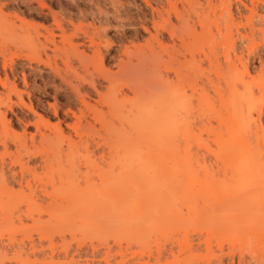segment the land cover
Instances as JSON below:
<instances>
[{
  "label": "bare ground",
  "instance_id": "obj_1",
  "mask_svg": "<svg viewBox=\"0 0 264 264\" xmlns=\"http://www.w3.org/2000/svg\"><path fill=\"white\" fill-rule=\"evenodd\" d=\"M53 1L61 3L28 0L26 13L5 11L7 2L0 1V264H210L212 241L251 250L264 264V152L249 138L255 84L243 53L230 54L238 23L226 0H218L219 18L214 0H140L143 46L107 37L112 21L119 29L127 21L118 0H105L111 13L104 5L86 10L69 3L54 11ZM212 69L223 84L205 76ZM47 87L53 102L44 109L37 93L48 96ZM61 93L65 104L57 100ZM205 112L218 115L228 130L227 138L220 129L215 133L217 149L211 150L223 164L221 177L193 158L199 147L210 148L199 127ZM200 195L216 199L220 210L207 209L205 199L198 205ZM181 201L185 215L177 208ZM178 229L184 234L177 254L193 248L188 230L204 239L195 252L160 262L159 239ZM77 232L79 246H89L69 254ZM155 232L160 236L152 237ZM64 233L72 239L60 238L58 250L56 242L44 245ZM130 245L136 251L127 257Z\"/></svg>",
  "mask_w": 264,
  "mask_h": 264
},
{
  "label": "rangeland",
  "instance_id": "obj_2",
  "mask_svg": "<svg viewBox=\"0 0 264 264\" xmlns=\"http://www.w3.org/2000/svg\"><path fill=\"white\" fill-rule=\"evenodd\" d=\"M2 3H5V2H7L6 4V9H5V11L7 10V11H10V12H24V13H26L27 11V9H28V6L26 5V2L28 1V0H0ZM115 1V0H114ZM117 1V0H116ZM121 4H122V7H121V13H123V17H125L124 15H126V17L124 18V20L126 21V24H123L124 26L122 27V28H117L118 26H117V23H115V21H112L111 23H110V25L109 26H106V27H108L107 28V37L108 38H110V39H112L113 40V42H114V44H117V45H120V44H126V43H129L130 41L133 43V44H135V45H137V46H143V39L146 37V35L144 34V33H142L138 28H137V25H138V22L139 21H141V19H143L142 18V15H141V13H138V11L140 10V9H143L144 8V4L143 3H141V1L140 0H118ZM202 1V0H201ZM47 3H49V1H46ZM241 2V4H239ZM67 3H69V4H72V5H75V6H77V7H79V8H83V9H86V10H95V7L96 6H100V7H103V5L104 6H106V9L111 13L112 12V10L110 9V7L109 6H107V2L104 0H61V3L60 4H58L56 1H53L52 3H51V6H52V8H53V10L55 11V10H57V7L59 6V5H61L62 7L64 6L65 8H67V6H65ZM204 3V2H203ZM226 4H230L229 6L227 5V8L228 9H230L229 10V13L231 14V16H232V18L234 19V23H235V25L238 23L239 24V27L237 28V26H238V24H237V26H236V30H237V32L235 31V26L233 27V29H232V36H234V38L232 39L233 41H234V46H235V49H234V51H230V54L232 55V53H233V56L234 55H238V54H240L241 52L243 53V58H244V62H246V64H247V71H248V73H249V81H250V83L251 84H255V85H251V91H253L254 93L253 94H255V100H256V102H257V105L258 106H256L255 107V111H256V109H257V111L256 112H254L253 111V122H252V124L251 125H249V129H250V133H249V130H248V133H249V135L251 136V137H249L250 138V140H251V144L253 143L254 144V146L253 147H255V145H259L260 147V149L262 148V150H260L261 152L260 153H262V152H264V144H263V146H262V141H263V143H264V138L261 136L262 135V133L264 132V82H260V81H264V24L262 23L263 21H264V0H226ZM244 4V5H243ZM218 5V6H217ZM220 3H219V1L218 0H214V6H216V8H217V10L215 9V15L217 16V18H219L220 16H219V14H221V9H220ZM252 5V6H251ZM241 6H243V7H241ZM245 6V7H244ZM55 7V8H54ZM109 7V8H108ZM220 9V10H219ZM247 9H249V10H251L252 12L250 13V11L249 10H247ZM111 10V11H110ZM73 11H74V9H73ZM76 11V10H75ZM127 12L128 11V13H125V12ZM226 13H224V12H222L223 13V16H224V18L222 17V19H224L225 21L226 20H228L229 19V15L228 16H226L227 15V11H225ZM28 14V13H27ZM132 14V15H131ZM210 14H212V10H211V13ZM122 15V14H121ZM213 15V14H212ZM211 15V16H212ZM252 16V17H251ZM257 16V17H256ZM122 17V18H123ZM133 17V18H132ZM251 17V18H250ZM262 17V18H261ZM131 18V19H130ZM247 18V19H246ZM28 21H29V23H30V20L29 19H27ZM224 20H222V22H221V20H219V24H221V23H223V24H225V22H223ZM249 20H251L252 21V24H251V22L250 23H248L249 22ZM258 20H260V22L258 21ZM246 21H247V23L248 24H246ZM31 23H32V21H31ZM33 23L34 24H36V25H41V23L42 22H40V21H33ZM260 23V24H259ZM222 24V25H223ZM241 24H243V25H241ZM250 24V25H249ZM116 25V26H115ZM148 25V24H147ZM222 25H221V27H222ZM243 26V27H241V26ZM112 26L114 27V28H112ZM223 26H225V25H223ZM246 28H245V27ZM251 26H252V28H251ZM117 28V29H116ZM223 28V27H222ZM260 28V29H259ZM252 29V30H251ZM254 29V30H253ZM118 30V31H117ZM223 30V29H222ZM239 31V32H238ZM260 31H262V32H260ZM224 32V31H223ZM249 32V33H248ZM240 33V34H239ZM241 34H243V36H247V38H244L245 39V41H244V39L243 38H241ZM244 34H246V35H244ZM251 34V35H250ZM238 35H240V36H238ZM236 37V38H235ZM237 37H239V39L241 38V39H243V40H241V42H240V40L237 38ZM250 37V38H249ZM235 39H238V40H235ZM247 39V40H246ZM120 40V41H119ZM220 41V42H219ZM244 41V42H243ZM253 41V42H252ZM218 43H221V40L219 39L218 40ZM254 43V44H253ZM256 43V44H255ZM262 43V44H261ZM246 44V45H245ZM254 46H253V45ZM247 47H249V52H248V50L246 51V50H244V48L246 49ZM252 47H254V48H252ZM250 48H252V50L250 49ZM225 49V47L224 48H221V50L219 51V58H220V62L221 63H223L224 62V56L222 55V52H224L225 53V51H223ZM227 49V48H226ZM255 49V50H254ZM114 51H111V53H110V57H108L109 59L112 57V56H114L115 55V51H116V48H114L113 49ZM241 50H244V51H241ZM240 51V52H239ZM221 53V54H220ZM235 53V54H234ZM245 55V56H244ZM223 56V57H222ZM233 56H232V58H233ZM239 56V55H238ZM110 62H112V61H110ZM224 64V63H223ZM205 68H207V66H204ZM225 67H222V70L224 69ZM222 70H221V73H223L225 70H223V72H222ZM208 72V71H207ZM206 72V73H207ZM209 73V72H208ZM259 74H261V76L259 75ZM208 75V78H214L215 77V79H211V81L214 83L215 82V80H216V83H219V82H221L222 81V79H220L219 78V80H218V78H217V76H216V74L214 73V71H213V69L212 70H210V73L209 74H206L205 76H207ZM210 76V77H209ZM205 78V79H204ZM202 80H203V84L204 83H206L205 85L207 86V87H205V88H207V89H209V90H207V89H205V90H207V94L212 98V101L214 100V102H215V110H217V111H219L220 110V108H221V106H220V102H218L219 100L217 99V97H215V93L213 92V89H212V87L210 86V84H209V82H207L208 80H206V77H204ZM253 78V79H252ZM259 78V79H258ZM206 80V81H205ZM258 80V81H257ZM205 81V82H204ZM207 83H208V85H207ZM222 84H223V82H221ZM220 83V86L221 87H224L222 84ZM257 83V84H256ZM30 84V83H29ZM36 84H38V85H41V82L40 81H37L36 82ZM215 84V83H214ZM259 84V85H258ZM263 84V85H262ZM260 85H262V87L260 86ZM31 88H32V85H29V90H31ZM32 91V90H31ZM47 93H48V96H45V95H43L42 93H37V96H40L41 97V102L38 104L39 106H41V107H43L44 109H46V102H53V100H52V93H53V90H52V88H50V87H47ZM215 97V98H214ZM66 98V96H65V94L63 93H61L59 96H58V98H57V100L59 101V102H61L62 104H65V103H67V98ZM42 103V104H41ZM36 104V103H35ZM217 104V105H216ZM219 107V108H218ZM217 108V109H216ZM219 109V110H218ZM38 112L39 113H41V111L40 110H38ZM50 113V112H49ZM48 113V114H49ZM220 113L222 114V116H223V118L225 119L226 118V114H224L225 112H224V110L222 109L221 111H220ZM209 114V115H208ZM208 114L205 112L200 118H199V122H200V124L201 125H199V127L201 126V128L200 129H202V133H201V138H204V139H202V141L205 143V144H207V146H209L210 148L209 149H205V148H202V147H199L198 148V150H197V147H195L194 145L195 144H193V147H195V149H192V153H193V150H194V152H195V150H197L195 153H193V158H195V160L197 159L198 161H199V163L200 164H202L203 166H204V168H205V170H209V172L211 173V171H213L212 173H214V175L215 176H219V177H221V175H222V169H223V167H222V163H221V161L219 160V158L218 157H216L213 153H211V150H216L217 149V145H216V142H214V141H216L217 139H218V137L217 136H215V133L216 132H222V134L223 135H225L224 136V138H227V129L225 128L226 126H224L223 125V123L222 122H220V118L219 119H217L219 116L218 115H216L217 116V118H216V116L215 115H213V113H210V112H208ZM215 114V113H214ZM50 115V114H49ZM196 115V114H195ZM195 115H193V116H195ZM260 119V120H259ZM197 118L194 120V125H193V129L194 128H197V130H199V127H197L196 125L197 124H199L197 121ZM218 120V121H217ZM195 122H197V124L195 125ZM196 126V127H195ZM220 126V127H219ZM224 126V127H223ZM203 127L204 128H207L206 129V132H205V130L203 131ZM213 127V128H212ZM260 129H259V128ZM258 128V129H257ZM208 129H210V130H212L211 132H209V130ZM219 129H220V131H219ZM256 129H257V131H256ZM263 129V130H262ZM196 130V131H197ZM208 130V131H207ZM215 130V131H214ZM226 130V131H225ZM262 130V131H261ZM258 132V133H256L255 134V132ZM260 131V132H259ZM220 132V133H221ZM223 132H225V134L223 133ZM217 134V133H216ZM264 134V133H263ZM255 135V136H254ZM203 136V137H202ZM213 137V139H211V138ZM214 137H216L217 139H214ZM223 137V136H222ZM258 137V138H257ZM208 138V139H207ZM260 141H258V140ZM208 140V141H207ZM214 140V141H213ZM262 140V141H261ZM258 141V142H257ZM214 142V143H213ZM213 143V144H212ZM214 144H215V146H214ZM262 146V147H261ZM203 150V151H202ZM207 150V151H206ZM208 150H210V151H208ZM200 152V153H199ZM195 154V155H194ZM262 155V157H264V153H262L261 154ZM198 156V157H197ZM200 156V157H199ZM203 159V160H202ZM38 160H40L39 158H37L35 161L33 160L32 161V163H34V164H37L39 161ZM196 160V161H197ZM201 160V161H200ZM203 161V162H202ZM196 167V166H195ZM80 168L81 169H83V167L82 166H80ZM197 169V168H196ZM210 169H212V170H210ZM221 169V170H220ZM83 171V170H82ZM196 171H201V172H199L200 173V175H202L203 174V170H196ZM220 171V172H219ZM227 173H228V171H227ZM80 178V177H79ZM91 179H92V181L93 182H95L97 185L99 184L100 185V178L99 177H96V176H92L91 177ZM81 184H82V180H81V182H80ZM40 187V185H38V188ZM97 187H99V186H97ZM37 188V190L38 191H40L39 189ZM41 188V187H40ZM50 189L48 188V191H49ZM38 191H37V195H39L38 194ZM40 197H42V194H41V192H40V195H39ZM198 198V199H197ZM197 200H196V203L198 204V205H202V203H203V200L205 199H203V197H201V195L200 196H197ZM44 199V198H43ZM205 200H207L206 201V203H208V204H206L208 207H206L207 209H212V210H216V209H214V207L216 208V206L218 207L217 208V211L218 210H220V208H221V206L219 207V202L216 200V199H212V197L210 198V197H208V198H206ZM215 200V201H214ZM181 203L183 204V205H181ZM218 204V205H217ZM212 205H213V207H212ZM183 206V207H182ZM177 208L178 209H181L183 212L182 213H184L183 215H185L186 214V208H185V205H184V203L181 201V202H179V204L177 205ZM210 211V210H209ZM161 228V227H160ZM158 229V230H156V231H158V232H161L160 230L161 229ZM173 229V228H172ZM170 230V229H169ZM176 230H174V231H172L171 230V232L172 233H168V235H166V237H164V239H163V241L161 240V239H159V244H161L162 245V247L166 250V252H165V250L164 249H162V255L160 256V257H162L163 255V257H162V259L160 258V262H162V263H164L166 260H165V258L167 259V257L169 258L168 259V261L170 260H172V255L174 256H176V254L178 253L177 251H181V249H179L180 247H179V244H178V240H181L182 239V234H184V233H181V232H183V229H182V231H181V229H178V231H176ZM30 232V231H29ZM32 232V235H31V233H29V234H27L29 237H31V236H33V237H31V239H34V240H36L37 238H38V236H37V234H35V232H33V231H31ZM158 232H155V235H153L152 237H157V236H160V234L158 235V234H156V233H158ZM188 233V234H187ZM186 233V237H188V239H190V240H188V241H190L189 243L191 244V242H192V244H193V248H191L190 250H188V252H186V253H180L179 252V254H177V256L178 257H180V259L181 258H183L184 256H186L189 252H191V251H193V252H195L197 249H198V243H200V242H202V240L204 239V233L203 234H200V233H196V232H193L192 230H188V232ZM56 234V233H55ZM57 234H59V233H57ZM56 234V235H57ZM65 235H61V237L59 236V237H57L56 235H54L53 236V238L52 239H50V241L49 240H46V242H44V245L45 246H49L51 243L52 244H54L55 242V244H54V246H55V248L58 250V248H59V243H61V240H60V238L63 240V239H65V238H67L65 241L67 242V240H69L70 238L72 239V237H70V235H69V233H64ZM78 232L77 233H75L74 234V236H77V237H73V240L70 242V240L68 241V242H70V247L72 248H69V254H72V253H74V250H77V247H80V249L81 250H85V247L87 246H89V243L87 242V243H85V245L86 244H88V245H80L79 246V241L80 240H82L81 239V237L82 236H80V233L78 234ZM82 235V234H81ZM198 235V236H197ZM62 236H64L63 238H62ZM80 236V237H79ZM171 236V237H170ZM184 236V235H183ZM200 236V237H199ZM52 237V236H51ZM151 237V240H153L154 238H152ZM168 237V238H167ZM56 238V239H55ZM80 238V239H79ZM177 238H178V240H177ZM203 238V239H202ZM75 239V240H74ZM167 239V240H166ZM56 240V241H55ZM165 240V241H164ZM178 242H177V241ZM60 241V242H59ZM75 241H77V243L75 242ZM29 242V239L26 241V244H29L28 243ZM59 242V243H58ZM75 242V243H74ZM166 244H165V243ZM198 242V243H197ZM124 242H122V248L123 249H125V246H126V244H123ZM47 244V245H46ZM74 244H77V245H74ZM196 244V245H195ZM111 245H112V243H111ZM125 245V246H124ZM201 245V244H200ZM213 246V247H212ZM223 247H218L217 245H215V242L214 241H212V245H211V248H213V251L214 252H216L214 255H216V256H214L213 258H212V262L210 263V264H257L259 261H257V254L256 253H253L251 250H249V248H248V252H246V250L244 251V252H240L239 251V248L237 249V246L235 247V249H233V250H231V248L229 247V246H227V244H223L222 245ZM76 247V248H75ZM161 247V246H160ZM199 247H201L200 248V250L203 252L204 251V246H203V244L201 245V246H199ZM227 247V248H226ZM74 248V249H73ZM136 247L134 246V245H132V248H131V245H130V250H127V252L125 253L126 255H127V257L129 256L130 257V255H131V252H135L136 251V249H135ZM171 248V249H170ZM195 248H196V250H195ZM71 249V250H70ZM132 249V250H131ZM155 248H153L152 250H154ZM173 249V250H172ZM179 249V250H178ZM217 250V251H216ZM221 250H223L224 252L225 251H228V252H225V254H224V252L223 253H221ZM231 250V251H230ZM171 253H170V252ZM233 251H234V253H233ZM160 252H161V250H160ZM164 252V253H163ZM217 252H218V254H217ZM47 253V252H46ZM155 253V251H153V253L152 254H154ZM166 253V254H165ZM228 253H230L228 256H227V254ZM172 254V255H171ZM234 254V255H233ZM165 255H167V256H165ZM223 255V256H222ZM153 256H155V254L153 255ZM183 256V257H182ZM165 257V258H164ZM98 258V257H97ZM125 258H126V256H125ZM163 258H164V260H163ZM216 258V259H215ZM244 258V259H243ZM127 259V258H126ZM129 259V258H128ZM144 260H146V257H144ZM163 260V261H162ZM218 260V261H217ZM200 260H198V261H196V260H194V263L192 262V264H202L201 262H199ZM217 261V262H216ZM238 261V262H237ZM250 261V262H249ZM248 262V263H247ZM258 264H261V262H259Z\"/></svg>",
  "mask_w": 264,
  "mask_h": 264
}]
</instances>
